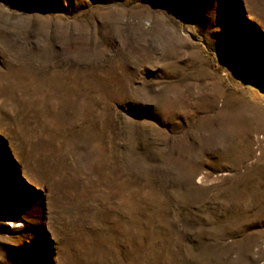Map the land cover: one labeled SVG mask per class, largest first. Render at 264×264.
I'll return each instance as SVG.
<instances>
[{
	"label": "rangeland",
	"instance_id": "1",
	"mask_svg": "<svg viewBox=\"0 0 264 264\" xmlns=\"http://www.w3.org/2000/svg\"><path fill=\"white\" fill-rule=\"evenodd\" d=\"M0 264H264V0H0Z\"/></svg>",
	"mask_w": 264,
	"mask_h": 264
}]
</instances>
